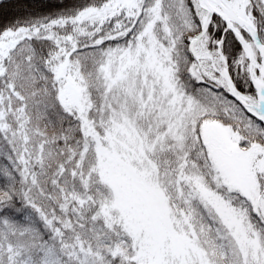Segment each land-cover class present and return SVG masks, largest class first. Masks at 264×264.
<instances>
[{
    "label": "snow or ice",
    "instance_id": "snow-or-ice-1",
    "mask_svg": "<svg viewBox=\"0 0 264 264\" xmlns=\"http://www.w3.org/2000/svg\"><path fill=\"white\" fill-rule=\"evenodd\" d=\"M0 264H264V0H0Z\"/></svg>",
    "mask_w": 264,
    "mask_h": 264
}]
</instances>
